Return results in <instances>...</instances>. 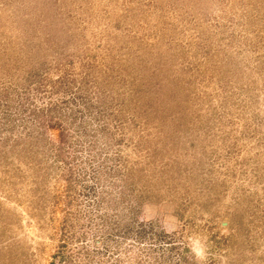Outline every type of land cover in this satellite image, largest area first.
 <instances>
[{"label": "rangeland", "instance_id": "rangeland-1", "mask_svg": "<svg viewBox=\"0 0 264 264\" xmlns=\"http://www.w3.org/2000/svg\"><path fill=\"white\" fill-rule=\"evenodd\" d=\"M0 264H264V0H0Z\"/></svg>", "mask_w": 264, "mask_h": 264}]
</instances>
